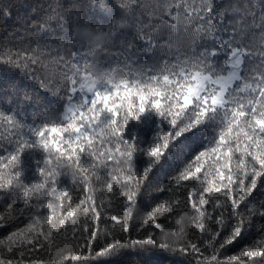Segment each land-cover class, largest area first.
Masks as SVG:
<instances>
[{"label": "snow or ice", "instance_id": "6c2138e0", "mask_svg": "<svg viewBox=\"0 0 264 264\" xmlns=\"http://www.w3.org/2000/svg\"><path fill=\"white\" fill-rule=\"evenodd\" d=\"M89 7L108 23L50 4L0 40V73L13 75L0 81V225L23 218L0 237V264H117L152 250L190 258L173 264H264V200L254 195L264 191V0ZM173 167L171 183L159 179ZM98 191L122 197L125 214L102 218ZM149 193L167 198L152 197L143 225L164 235L159 218L182 224L190 207L200 244L182 240L183 228L172 241L101 228L106 219L128 233ZM257 219L258 237L222 255ZM60 238L74 250L46 259Z\"/></svg>", "mask_w": 264, "mask_h": 264}, {"label": "trees", "instance_id": "16d2710c", "mask_svg": "<svg viewBox=\"0 0 264 264\" xmlns=\"http://www.w3.org/2000/svg\"><path fill=\"white\" fill-rule=\"evenodd\" d=\"M96 0H0V40H4L11 34L15 33L17 35L21 34L23 30L28 27L30 22H34L37 19L42 18L43 14L46 12V7L50 4H58L62 6V10H70L73 5L81 12L85 17L91 14L93 21H100L107 24L110 17L108 14L98 8H90V3H95ZM105 3H110L112 0H104ZM11 12V16L8 13ZM147 59V57H146ZM13 78L12 73L4 71L0 73V81L8 83L9 80ZM20 78H17L19 82ZM27 83V82H25ZM171 171L175 173V168L166 169L159 179H167L171 183V176L168 172ZM65 183H67V178H62ZM186 189L178 188L174 189V194L179 197L182 201L186 198ZM78 192H74L73 195H78ZM154 195L161 196V199L167 198V195H162L159 193H149L141 197L143 201L142 204L137 206V209L133 211V217L130 221V227L128 233H122L119 231V225L115 221L104 220L101 224V228L111 229L115 224V234L117 236L130 237L132 239L143 238L146 233H153L157 235L158 239H167L169 241L173 240L172 233L177 232L180 228H183L182 240L188 242H195L200 244L201 234L198 229L192 226L190 223L192 210L190 207L182 208L180 211V216L183 217V223H179V216H174V218L169 221L165 217H160L159 221L164 225L166 233L164 235L160 234L159 229H155L151 224L143 225V221L147 212L159 203V201L153 200ZM257 201L264 200V191H258L254 194ZM105 194L101 192L96 193L98 202H103L105 207L101 208L102 218L108 214L116 215L117 217H122L125 214V208L123 204V198L115 196L111 197L109 202L108 199H102ZM6 207V202L0 200V212H3ZM22 217L16 216L10 219L4 225H0V237L6 236L9 232L14 230L17 226H22ZM143 225V226H141ZM260 225L259 219H257L255 226L245 233L242 239L238 240L231 246H227L225 249L221 250V254L224 256H231L238 254L240 250L245 246L250 244L255 238L258 237V228ZM55 235V234H54ZM74 244L70 239L60 238L53 244V249L50 256H46V259H50L53 262H58L63 256L69 254V252L74 250ZM203 247V246H202ZM190 258L173 256L170 253H166L160 250L152 251H128L117 258V264H173L174 260H186ZM65 264H71V262H65Z\"/></svg>", "mask_w": 264, "mask_h": 264}]
</instances>
